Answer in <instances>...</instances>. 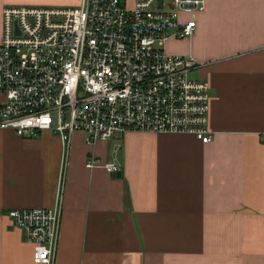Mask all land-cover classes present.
Returning <instances> with one entry per match:
<instances>
[{
  "label": "crops",
  "instance_id": "1",
  "mask_svg": "<svg viewBox=\"0 0 264 264\" xmlns=\"http://www.w3.org/2000/svg\"><path fill=\"white\" fill-rule=\"evenodd\" d=\"M81 0H0L6 6L77 7ZM196 28L169 39L208 81L211 140L129 132L64 147L50 131L0 129V264H40L8 210L50 207L66 157L54 264H264V0H205L181 13ZM120 172L87 168L94 156Z\"/></svg>",
  "mask_w": 264,
  "mask_h": 264
},
{
  "label": "built area",
  "instance_id": "2",
  "mask_svg": "<svg viewBox=\"0 0 264 264\" xmlns=\"http://www.w3.org/2000/svg\"><path fill=\"white\" fill-rule=\"evenodd\" d=\"M205 0H81L77 7L6 6L0 40V129L22 137L72 134L89 143L129 132L192 134L207 143L209 83L191 77V54L166 49L189 38L196 22L181 13ZM65 152L50 207L13 208L7 216L32 245L33 261L54 264ZM87 168L120 172L119 162L88 156Z\"/></svg>",
  "mask_w": 264,
  "mask_h": 264
},
{
  "label": "water",
  "instance_id": "3",
  "mask_svg": "<svg viewBox=\"0 0 264 264\" xmlns=\"http://www.w3.org/2000/svg\"><path fill=\"white\" fill-rule=\"evenodd\" d=\"M116 159L118 162H121V150L118 149L117 153H116Z\"/></svg>",
  "mask_w": 264,
  "mask_h": 264
}]
</instances>
